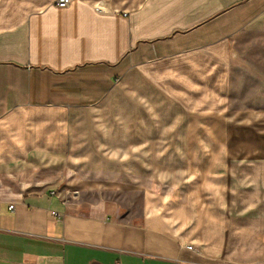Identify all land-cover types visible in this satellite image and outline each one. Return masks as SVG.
<instances>
[{
  "label": "crops",
  "instance_id": "0c3cea01",
  "mask_svg": "<svg viewBox=\"0 0 264 264\" xmlns=\"http://www.w3.org/2000/svg\"><path fill=\"white\" fill-rule=\"evenodd\" d=\"M100 4L0 0V264H264V0Z\"/></svg>",
  "mask_w": 264,
  "mask_h": 264
},
{
  "label": "rangeland",
  "instance_id": "374dc122",
  "mask_svg": "<svg viewBox=\"0 0 264 264\" xmlns=\"http://www.w3.org/2000/svg\"><path fill=\"white\" fill-rule=\"evenodd\" d=\"M94 3H101V2H106L109 3V5H113V8L121 9V10H131L134 8H137L140 6L145 0H91ZM180 140H170V148H178L180 147ZM137 160L139 161L140 156H136ZM147 159H150L152 156H144ZM155 158V156H153ZM165 156H163L164 158ZM95 158V156H94ZM169 159V171H161L158 170L157 168L154 167V170H152L151 178H150V172H146V178L142 176L141 178V172L139 171V165L136 164V168H132L133 165H130L131 169L122 170V171H113V170H87V169H82V171H73L72 173L77 176H73L75 179V184H78L77 186L73 188H67L71 189V191L77 192V195H79L80 190H88L89 193L99 192L100 194H104V190H107V194H112V190H114V195L118 196H132L136 195L135 190L139 189H144V188H136L132 189L133 184H144V185H154L153 187H158L161 183L164 185L169 182L173 183L176 179H180L181 177V171H180V166L183 163L182 160V155L180 151L177 150H172L169 151L168 155ZM112 165V164H111ZM82 167H85L86 165H81ZM96 163L90 164L89 167L96 168ZM144 166H149L152 167V163H149L148 165ZM79 173L82 174L83 178L79 175ZM142 175H144L142 173ZM163 175V177H162ZM116 178H121L120 183L122 184L121 187L123 188H111V187H104L103 185L106 183H111L114 182ZM169 178V179H168ZM125 186H124V184ZM101 186V187H98ZM103 186V187H102ZM161 188H166L162 187ZM118 190V191H117ZM104 196V195H102Z\"/></svg>",
  "mask_w": 264,
  "mask_h": 264
},
{
  "label": "built area",
  "instance_id": "2783aa9c",
  "mask_svg": "<svg viewBox=\"0 0 264 264\" xmlns=\"http://www.w3.org/2000/svg\"><path fill=\"white\" fill-rule=\"evenodd\" d=\"M72 2V0H56V4L58 7L60 8H64L66 6H68V4H70ZM98 11L101 12H107V8L103 7L100 3L96 6ZM53 195H56V191H52ZM77 195V192L75 191H71L70 189H67L65 192V200H69L72 196ZM9 208H14V204H9ZM189 248H192V246H189Z\"/></svg>",
  "mask_w": 264,
  "mask_h": 264
}]
</instances>
